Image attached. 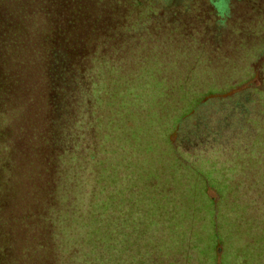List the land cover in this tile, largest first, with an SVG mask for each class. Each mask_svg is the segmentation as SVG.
Segmentation results:
<instances>
[{
  "label": "trees",
  "instance_id": "16d2710c",
  "mask_svg": "<svg viewBox=\"0 0 264 264\" xmlns=\"http://www.w3.org/2000/svg\"><path fill=\"white\" fill-rule=\"evenodd\" d=\"M230 92L247 100L236 110L251 147L264 144V0H0V264L147 263L109 258L141 227L115 222L159 194L170 211L167 194L210 167L184 163L169 135ZM262 147L212 163L236 200L233 173ZM190 225L171 226L174 247Z\"/></svg>",
  "mask_w": 264,
  "mask_h": 264
},
{
  "label": "rangeland",
  "instance_id": "374dc122",
  "mask_svg": "<svg viewBox=\"0 0 264 264\" xmlns=\"http://www.w3.org/2000/svg\"><path fill=\"white\" fill-rule=\"evenodd\" d=\"M233 33V30L226 29V36ZM244 87L249 86H243L234 92H241ZM234 92L205 98L191 114L179 120L169 139L177 154L184 153L182 154L184 163H193L197 159L198 163L201 159L204 161L209 159L208 165L216 161L217 157L227 158V155L235 154L237 149L242 148L241 152H247L251 148L263 146L261 160L258 163L233 173L234 178L240 179V191L244 196L236 200L238 195L236 191H231L232 188L227 183L225 168L213 167L212 163L209 168L207 166L205 168L203 164L202 169L194 172L192 176L195 181L193 185H184L182 188L179 187L178 191H170L167 194L169 199L174 197L178 201L176 205L175 199L173 202L165 198L170 211L163 210L164 200L159 194L155 200L156 207H152L150 202L149 205L145 202L139 207L132 204L131 212L124 214L128 222H123V216L119 215L115 224H141V227L138 232L131 225L128 229L124 227L123 234L129 236L130 246H122L124 247L122 252L117 251L118 254L109 257L114 263L127 257L134 260L140 257L148 260L145 264H264V144L257 143L254 145L256 147H251L253 143L249 139L252 137V130H247L246 121L237 115L236 110L246 99L241 95L234 96ZM100 143L102 146V141ZM110 143L115 144L110 141L107 147L113 146ZM219 153L221 154L216 155ZM99 158L102 161L108 156H104L103 153V157ZM177 170L178 168L175 169ZM171 183L178 186L176 181ZM205 186L212 188L207 189L206 194L214 201L204 195ZM171 210L178 212L174 215ZM151 212L152 215L149 214ZM66 224L72 223L69 220ZM74 224L70 230L72 232L70 244L77 246L79 245L77 242H82L75 241L80 230L79 225L76 222ZM162 224H168L170 227L166 226L164 229ZM182 224H191L188 227L191 236L186 235L182 242H179L178 237L179 241L175 242L179 247L177 245L174 247L172 244L174 240L167 236L173 228L171 226L183 231V234L186 233L187 229ZM104 232L103 228L102 239L105 238ZM115 238L117 237L110 236L103 240L101 249L108 240ZM166 245L174 248L168 252ZM214 245H217V253L214 252ZM77 257L71 256L69 263L73 264V259ZM97 261L102 262V259ZM133 262L130 260L123 264H134Z\"/></svg>",
  "mask_w": 264,
  "mask_h": 264
}]
</instances>
